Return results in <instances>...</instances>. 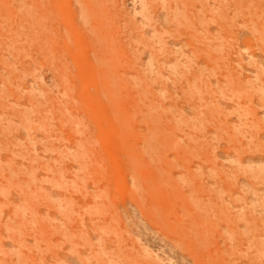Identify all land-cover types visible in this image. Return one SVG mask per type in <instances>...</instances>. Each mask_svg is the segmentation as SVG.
<instances>
[{"label":"rangeland","instance_id":"rangeland-1","mask_svg":"<svg viewBox=\"0 0 264 264\" xmlns=\"http://www.w3.org/2000/svg\"><path fill=\"white\" fill-rule=\"evenodd\" d=\"M0 264H264V0H0Z\"/></svg>","mask_w":264,"mask_h":264}]
</instances>
